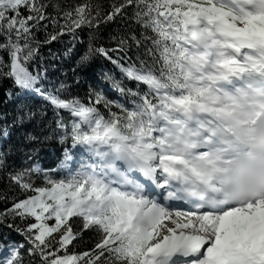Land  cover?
<instances>
[{
  "label": "snow or ice",
  "instance_id": "6c2138e0",
  "mask_svg": "<svg viewBox=\"0 0 264 264\" xmlns=\"http://www.w3.org/2000/svg\"><path fill=\"white\" fill-rule=\"evenodd\" d=\"M5 80L0 264H264V0H0Z\"/></svg>",
  "mask_w": 264,
  "mask_h": 264
},
{
  "label": "trees",
  "instance_id": "16d2710c",
  "mask_svg": "<svg viewBox=\"0 0 264 264\" xmlns=\"http://www.w3.org/2000/svg\"><path fill=\"white\" fill-rule=\"evenodd\" d=\"M87 32L81 33L82 39L84 40V44H76L75 48L73 49V52L68 56L64 57L62 59V62L58 65V71L52 72L50 79H65V75L63 73L67 74V78H69V82H71L70 78L72 77V72L70 71L71 68L75 67V62L77 59L76 53L79 51H82L85 44L87 43ZM70 38L65 36L60 43H55L53 44V49L54 50H60L63 51L64 48L71 47V44L69 43ZM47 49H45V52ZM111 69L113 75L119 76V70L116 69L110 62L105 60L103 57H97L96 59L93 60L91 65L84 67V68H77V73L80 77V85L79 87L73 86V91L79 95H83L86 89L88 88L89 85H97L101 88L107 89V84L102 81V71H107ZM11 81L5 80L3 82H0V109H9L11 108L10 105H4L3 100L5 99V92L7 89L11 87ZM16 139L15 136H13V141ZM62 155L60 146L57 144H50L46 146L42 150V159H41V164L44 167H54L55 164L58 162V157ZM17 162H19L17 160ZM4 187V181L0 179V190H3ZM4 230L0 229V233H2ZM13 238L16 240H21L22 237H20L18 234H12ZM90 241L88 240L87 237H85V241L79 245H77L76 251H81L84 250Z\"/></svg>",
  "mask_w": 264,
  "mask_h": 264
}]
</instances>
